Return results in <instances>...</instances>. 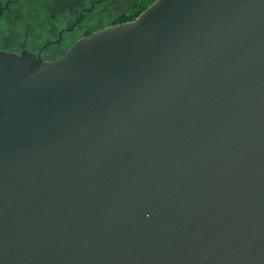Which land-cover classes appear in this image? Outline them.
<instances>
[{
    "label": "water",
    "instance_id": "1",
    "mask_svg": "<svg viewBox=\"0 0 264 264\" xmlns=\"http://www.w3.org/2000/svg\"><path fill=\"white\" fill-rule=\"evenodd\" d=\"M0 264H264V0L0 50Z\"/></svg>",
    "mask_w": 264,
    "mask_h": 264
},
{
    "label": "rangeland",
    "instance_id": "2",
    "mask_svg": "<svg viewBox=\"0 0 264 264\" xmlns=\"http://www.w3.org/2000/svg\"><path fill=\"white\" fill-rule=\"evenodd\" d=\"M154 1L0 0V8L6 6L0 18V49L14 39L19 42L12 46L18 49L31 38L38 45L58 39L60 29L70 27L82 15L74 30L64 32L59 45L44 50V59H55L65 54L80 37L107 25L133 20Z\"/></svg>",
    "mask_w": 264,
    "mask_h": 264
},
{
    "label": "flooded vegetation",
    "instance_id": "3",
    "mask_svg": "<svg viewBox=\"0 0 264 264\" xmlns=\"http://www.w3.org/2000/svg\"><path fill=\"white\" fill-rule=\"evenodd\" d=\"M5 8H6V6H3V7L0 8V18L3 15V12H4ZM81 19H82V15H81V18L79 20L75 21L70 27H63V28H61L60 31H59V37H58V39L46 40L44 43L38 45V43L35 42V41H32V38H31L29 42H27V40H26L21 45V48L20 49H18L17 47L12 46V43L19 42L18 40L14 39V40H9L8 44L6 46H4L3 48H1L0 50H4V51H7V52H16V53H21L22 51L26 50V51H29L31 53L36 54L38 57H41L42 60H44V61L55 60L58 57L55 58V59H44V56H43L44 50L46 48L48 49L50 46L59 45V43L62 42V40H63L64 32L65 33H68V32H71L72 30H74L77 27V25L80 24Z\"/></svg>",
    "mask_w": 264,
    "mask_h": 264
}]
</instances>
